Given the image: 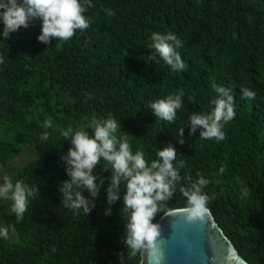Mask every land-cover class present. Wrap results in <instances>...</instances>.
<instances>
[{"label": "trees", "instance_id": "1", "mask_svg": "<svg viewBox=\"0 0 264 264\" xmlns=\"http://www.w3.org/2000/svg\"><path fill=\"white\" fill-rule=\"evenodd\" d=\"M84 15L90 27L66 42L39 43V21L10 39L0 34V124L9 125L17 140H0V168L13 183L36 189L23 219L11 212V201L0 208V227L11 226L9 238H0V264L141 263L142 253L131 256L125 244L123 182L120 199L107 202L112 173L106 161L94 171L104 184L89 214L65 207L59 191L68 179L60 157L70 143L63 134L91 135V120L109 115L133 153L142 151L150 163L171 143L174 166L184 163L174 195L159 202L154 223L183 210L180 189H190L200 173L209 181L201 191L211 197L208 208L219 227L249 264H264V0H91ZM154 32L182 41L176 51L183 71L149 59ZM212 84L230 89L235 101V117L220 142L201 139L200 128L188 134L189 116L213 108ZM244 88L255 99H243ZM181 90L175 121L154 117L150 103ZM45 121L52 126L45 128ZM181 127L183 144L177 142ZM45 131L47 140L41 139ZM22 148L36 153L13 167Z\"/></svg>", "mask_w": 264, "mask_h": 264}, {"label": "clouds", "instance_id": "2", "mask_svg": "<svg viewBox=\"0 0 264 264\" xmlns=\"http://www.w3.org/2000/svg\"><path fill=\"white\" fill-rule=\"evenodd\" d=\"M90 6L91 0H0V23L3 25L0 34L4 39H10L11 34L28 29L34 21H39L40 33L36 37L39 43L50 45L52 40L66 42L77 31L83 32L90 27V20L84 15ZM179 47H182V41L174 33L162 35L154 32L149 44L153 50L149 59L159 63L156 59L159 57L172 71H183L186 65L176 51ZM211 87L217 93L211 101L213 108L208 114L193 113L189 116L188 134L193 136L197 128H200L201 139L220 142L225 139L224 126L235 117V101L230 89L216 84ZM183 95L181 90L151 102L149 107L154 117L174 122L177 110L182 107ZM255 95V92L247 88L242 89L243 99H255ZM51 126L50 121L44 122L45 128ZM88 127L91 135L85 130L74 133L69 130L63 134L64 139L70 143L67 154L60 157L66 163L65 172L68 177L59 188L63 194V205L75 213H80L81 209L85 215L91 212L95 207L93 199L99 196L104 184V180L98 183V177L94 175L103 159L112 173L106 189L107 202L113 204L120 199L122 182L126 189L122 211L129 214L125 244L131 250L130 255L136 256L148 251L155 260H159L157 238L160 231L159 225L153 221L160 210L159 202L167 201L174 195L175 184L181 179L178 168L184 166L183 161L174 166L177 151L171 143L159 149L157 159L150 163L142 151L133 153L127 136L116 135L120 124L111 115L106 119L93 118ZM48 135L45 131L41 139L47 140ZM183 135L184 128L181 127L177 139L180 144L184 143ZM197 175L199 179L190 189H180L186 198L183 212L189 222L202 220L210 211L208 204L211 197L201 191L209 181L202 174ZM85 191L91 199L85 197ZM35 193V188H29L19 180L13 183L7 176L3 184H0V199L11 201V212L17 220L23 219L28 198ZM110 214L111 209L105 211L106 216ZM9 227H0V238H9Z\"/></svg>", "mask_w": 264, "mask_h": 264}, {"label": "water", "instance_id": "3", "mask_svg": "<svg viewBox=\"0 0 264 264\" xmlns=\"http://www.w3.org/2000/svg\"><path fill=\"white\" fill-rule=\"evenodd\" d=\"M160 259L148 251L140 264H249L219 227L211 211L189 222L183 210L167 213L157 223Z\"/></svg>", "mask_w": 264, "mask_h": 264}, {"label": "rangeland", "instance_id": "4", "mask_svg": "<svg viewBox=\"0 0 264 264\" xmlns=\"http://www.w3.org/2000/svg\"><path fill=\"white\" fill-rule=\"evenodd\" d=\"M0 140L5 142H10L14 145L17 144V140L15 137L14 130L9 127L7 124H0ZM34 153H36L35 150H29L28 149H20V155L14 160L13 167H18L26 160L28 161V157L34 156ZM7 169L0 168V184H3L4 177L7 176L11 179V176L9 175V171H6ZM6 205V202L3 199H0V208Z\"/></svg>", "mask_w": 264, "mask_h": 264}]
</instances>
